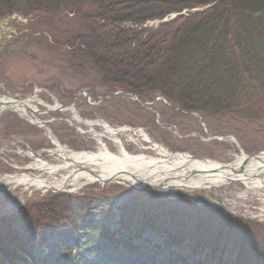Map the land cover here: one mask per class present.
I'll return each mask as SVG.
<instances>
[{
	"label": "rangeland",
	"instance_id": "rangeland-1",
	"mask_svg": "<svg viewBox=\"0 0 264 264\" xmlns=\"http://www.w3.org/2000/svg\"><path fill=\"white\" fill-rule=\"evenodd\" d=\"M16 2L21 4L20 0ZM35 16L33 13L24 18L17 14L0 22V96L23 101L38 94L42 104L38 109L43 112L38 117L48 127L41 129L11 110L0 113V179L28 175L30 179L51 181L68 177L71 168L50 175L31 168L39 161L34 154L24 155L29 149L43 156L53 152L57 147L49 139V130L57 143L70 152L94 153L103 144L110 152L118 153L119 147L114 143L117 138L130 154L150 155L149 145L140 143L132 133L142 131L152 142L174 154L225 165L234 164L242 156L241 151L246 156L264 153V114L256 120L228 113L180 112L178 116L168 102L159 100L160 96L153 102L138 98L140 103L123 94L107 98L118 91L113 92L102 83L101 71L82 53L75 54L62 44L80 32L76 17L60 14L47 23ZM56 104H74L83 120H100L112 129L127 132L114 137L95 126L92 129L103 135L99 138L89 133L90 127L80 124L85 133L82 134L79 123H69L71 113L55 110L44 114L47 109L43 105ZM45 163L50 167L64 164L57 158ZM55 196L91 200L97 209L85 215L87 210L81 213L75 206L72 209L78 212L77 222L46 228L41 224L48 221L36 208ZM235 204H240L237 210L248 207L247 212H229ZM261 209L264 210V189L252 191L240 183L211 193L182 190L175 194L100 183L87 184L77 191L69 186L64 192H45L15 182L0 185V218L19 221L25 228L31 224L37 233L29 258L21 264H200L199 260L204 264H264V221H254L250 216ZM100 210L114 216L111 222L103 219ZM62 216L65 215L53 217ZM145 217L150 226L136 225L133 235L127 232L123 220ZM94 226H104V230L95 232ZM0 264L10 263L0 257Z\"/></svg>",
	"mask_w": 264,
	"mask_h": 264
},
{
	"label": "trees",
	"instance_id": "trees-1",
	"mask_svg": "<svg viewBox=\"0 0 264 264\" xmlns=\"http://www.w3.org/2000/svg\"><path fill=\"white\" fill-rule=\"evenodd\" d=\"M20 1L0 0V18L35 13L48 23L60 14L76 17L80 32L62 44L90 60L113 92L133 93L149 102L160 96L178 116L228 113L256 120L264 114V0ZM172 15L178 16L158 27H144ZM90 201L53 197L36 208L48 221L41 226L73 225L78 212L72 208L87 210L86 215L97 209ZM99 213L106 221L114 217ZM57 214L65 216L55 219ZM123 222L132 235L136 225L150 226L146 217ZM101 229L92 227L99 233ZM35 232L31 224L25 228L19 221L0 218V257L10 264L23 263L31 254Z\"/></svg>",
	"mask_w": 264,
	"mask_h": 264
},
{
	"label": "bare ground",
	"instance_id": "bare-ground-1",
	"mask_svg": "<svg viewBox=\"0 0 264 264\" xmlns=\"http://www.w3.org/2000/svg\"><path fill=\"white\" fill-rule=\"evenodd\" d=\"M38 98V94H35L27 100L15 101L12 98L0 96V113L11 110L20 116L27 117L33 125L41 129L46 128L43 121L38 117V115L43 114L38 109V105H42ZM71 105L56 104L54 107L43 105L47 109V112H44V114L55 110L69 112L72 114V118L69 119L71 125L77 126L76 123L86 125L91 128L89 133L99 138L103 135L98 134L92 129L95 126L102 127L106 135L114 137L119 132H127L126 129H112L100 120H83L75 107ZM28 113L31 116L28 117ZM81 125L79 126L80 132L85 134L80 128ZM132 133L140 143H147L149 145L147 150H150L152 154L141 153L139 155H132L117 138H114V143L119 147L118 153L110 152L103 144L94 153L70 152L59 145L55 137L51 136V141L57 148L53 152H50L49 155L52 154L55 156L53 158L61 160L64 164L50 167L45 162L39 160L30 166L36 170L47 171L50 175H54L60 170H67L68 168H71V175L78 167H85L88 170H95L102 180H115V184L133 189H144L145 186H151L157 188L161 193L171 194L182 190L207 191L231 183L243 184L248 190L252 191L264 189V153L260 154L258 160H249L247 164L245 163L247 156L242 154L234 164L225 165L206 161L205 159L195 160L187 154H174L167 148L152 142L144 132ZM233 170H236L237 173H234ZM71 178L72 181L70 180ZM11 182L26 187H35L45 192L50 189L59 191L61 188H65L63 186L66 184H68V187L72 186L74 191H77L87 184L99 183L95 177H92L88 173H76L73 177L69 176L59 179L52 178L51 181L39 177L30 179L28 175L7 176L0 179V185H6Z\"/></svg>",
	"mask_w": 264,
	"mask_h": 264
},
{
	"label": "water",
	"instance_id": "water-1",
	"mask_svg": "<svg viewBox=\"0 0 264 264\" xmlns=\"http://www.w3.org/2000/svg\"><path fill=\"white\" fill-rule=\"evenodd\" d=\"M176 16H174V17H172L171 19H166V20H164V21H162V22H158L157 23V26H159V25H162V24H165V23H168V22H170L172 19H174ZM82 94H84V92H82ZM114 95H116V94H110L109 96H108V98H111L112 96H114ZM123 95H126V96H128V95H131L137 102H139L140 103V101L137 99V96L135 95V94H132V93H127V92H125V93H123ZM71 106H73V107H75V105L74 104H72ZM145 106V105H144ZM76 109V108H75ZM29 114V116H31V114L30 113H28ZM44 123V125H45V127L47 128L48 126H47V124H46V122H43ZM49 124V123H48ZM42 129H45V128H42ZM48 133H49V138L50 139H52V137L51 136H53V134H52V132H51V130H49L48 131ZM54 137V136H53ZM224 139H228V137H225ZM222 141V140H221ZM28 152H31L32 154H34L35 156H36V158H37V160H41V161H43V162H46L47 160H50V159H52L53 157H55V156H53L52 154L51 155H49V153L50 152H48L46 155H40V154H38V153H35V152H33V151H31V149H29V150H27V151H25L24 152V155H26ZM242 152V151H241ZM260 154H262L261 152L260 153H257V154H255V155H253V156H247V159H246V164L249 162V160H258L259 159V157H260ZM192 159H195V160H200L199 158H196V157H192ZM207 161V160H206ZM68 162V161H67ZM233 172L234 173H237V171L236 170H233ZM76 173H88V174H90L92 177H95L96 179H97V181L101 184V185H109V184H115L114 182H115V180H102L101 178H99V176H98V173L95 171V170H88V169H86L85 167H78L77 169H75V171H73L72 173H71V175L69 174V176H71V177H73V175H75ZM128 175H130V174H128ZM68 176V177H69ZM134 177V176H133ZM63 187H65V188H67L68 187V184H66L65 186H63ZM65 188H61L58 192H64L65 191ZM144 189H147V190H149V189H153V190H156V191H159L157 188H155V187H151V186H145V188Z\"/></svg>",
	"mask_w": 264,
	"mask_h": 264
},
{
	"label": "built area",
	"instance_id": "built-area-1",
	"mask_svg": "<svg viewBox=\"0 0 264 264\" xmlns=\"http://www.w3.org/2000/svg\"><path fill=\"white\" fill-rule=\"evenodd\" d=\"M226 205H225V203L222 204L223 207H226ZM228 205H231V204H228ZM230 207L233 209L232 211H229L231 213H241V210H242V213L245 214V212H247V210H248V207H246V206H243L240 210H237L240 208V204H235V205H232ZM244 216H246V215H244ZM250 216H251L252 220L264 221L263 220L264 219V210L263 209L257 210L255 214H254V212H252L250 214Z\"/></svg>",
	"mask_w": 264,
	"mask_h": 264
}]
</instances>
